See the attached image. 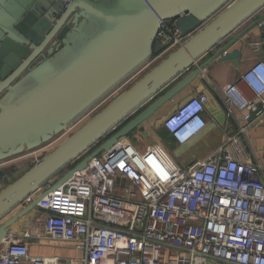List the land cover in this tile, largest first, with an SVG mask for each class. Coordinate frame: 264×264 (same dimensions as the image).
I'll use <instances>...</instances> for the list:
<instances>
[{
	"label": "water",
	"instance_id": "1",
	"mask_svg": "<svg viewBox=\"0 0 264 264\" xmlns=\"http://www.w3.org/2000/svg\"><path fill=\"white\" fill-rule=\"evenodd\" d=\"M170 20L188 39L167 53L157 36ZM247 36L264 54V0H0V162L63 134L156 61L0 189V242L52 189L155 115L211 62L237 60L240 52L228 50ZM11 173L0 169V186Z\"/></svg>",
	"mask_w": 264,
	"mask_h": 264
},
{
	"label": "built area",
	"instance_id": "2",
	"mask_svg": "<svg viewBox=\"0 0 264 264\" xmlns=\"http://www.w3.org/2000/svg\"><path fill=\"white\" fill-rule=\"evenodd\" d=\"M187 39L175 21L160 25L167 51ZM240 80L253 97L232 84L222 89L224 103L248 122L264 112V62ZM206 102L198 94L163 119L177 146L205 128ZM247 129L226 133L221 147L186 168L159 146L140 152L119 140L39 201L42 236L8 231L0 264H264V183L242 140ZM40 239L70 244L76 255H32Z\"/></svg>",
	"mask_w": 264,
	"mask_h": 264
},
{
	"label": "crops",
	"instance_id": "3",
	"mask_svg": "<svg viewBox=\"0 0 264 264\" xmlns=\"http://www.w3.org/2000/svg\"><path fill=\"white\" fill-rule=\"evenodd\" d=\"M240 31L241 29L237 30L233 35L230 36V38H233ZM256 44L257 42L253 37H244L234 44L230 50H228V52L233 50H238L240 52V56L237 60H235L233 63L231 61L220 62L219 60L211 62L193 83L173 96L155 115L150 117L136 129L137 134H151L153 132L154 134L157 133L158 138L151 144H147L145 146L138 145L135 148L138 151L143 152L148 147L159 146L169 154L172 160L174 158L171 155H175L181 157L185 163L191 164L205 159L207 156L221 147L225 141L226 133H237L240 126L247 124L248 129L246 134L242 136V140L245 143L246 151L249 153L250 160L254 163H258L261 166L260 178L264 183V112L257 117L254 116L251 121L245 122L243 120L244 113L239 112L236 109H232L231 112L228 111L224 103V96L222 92L223 88L232 84H236L238 89L245 96L249 98L253 97V92L245 82L240 80V76L247 72L255 63L259 61L264 62V54H261L259 49L256 47ZM209 56L210 55H207L202 58L198 64L204 62ZM155 63L156 61L149 64L145 69H143L142 72L139 73V75L136 76L140 77ZM186 74L187 73L171 83L166 89L160 92L158 96L154 98V100L163 95L167 90H170ZM198 94H204L207 96L205 112L203 115L206 122L205 128L188 143L177 146L163 129L162 121L180 104ZM124 140L129 142L127 138ZM25 158H27V160H25ZM38 159L39 158L36 157L35 153L31 154V152H29L13 158L11 161H14V164L13 162L12 164L15 165L16 168L19 166L17 169L20 170L26 166L31 167ZM21 171L22 172L19 173L20 175L24 173L25 170L23 169ZM15 174L16 173L13 171V173H11L4 180L3 184L0 186V189L7 185L10 179L15 176ZM24 206L26 205H23L11 212L5 219L2 220L1 223L10 219ZM42 219L43 213L40 211H37V213H28L17 223H15L9 229V232L20 235L24 231H29L34 236H42ZM50 246H52L54 249L50 248ZM44 249L50 250V253H42L44 252ZM29 251L32 255L36 256L71 258L76 255L75 250L70 244L42 239H40L37 245H30ZM54 251H56V254Z\"/></svg>",
	"mask_w": 264,
	"mask_h": 264
},
{
	"label": "rangeland",
	"instance_id": "4",
	"mask_svg": "<svg viewBox=\"0 0 264 264\" xmlns=\"http://www.w3.org/2000/svg\"><path fill=\"white\" fill-rule=\"evenodd\" d=\"M174 49H176L175 47L174 48H170V50H168L167 51V53H169L170 51H172V50H174ZM138 76H135V78L134 79H136ZM134 79H133V81H134ZM133 81H132V83H133ZM129 82V81H128ZM132 83H125L123 86H121L118 90H116V91H114L113 93H112V95H110L111 97L109 98V99H107L106 101H103L102 103H100L99 105H97L95 108H93L89 113H87V115L84 117V121H82L81 123L79 122V127H80V125H82L83 124V122H85V121H87L90 117H92L94 114H96L98 111H100V109H102L106 104H108L112 99H114L118 94H120L123 90H125V89H127ZM70 132V131H69ZM156 132V131H155ZM72 133V132H71ZM70 133V134H71ZM69 134V135H70ZM153 134V135H152ZM68 135V136H69ZM155 135H156V138H155ZM61 138V137H60ZM59 138V139H60ZM128 139L129 140V143L131 144V145H133L134 147H136V146H138V145H147V144H151V143H153V141H155L157 138H158V136H157V133L156 134H154L153 132L151 133V134H137V131L136 130H134V131H132L127 137H125V138H121L120 140H124V139ZM58 139V140H59ZM57 140V141H58ZM58 144V143H57ZM52 146H54V147H56L57 145H56V143H54V144H52L51 146H47V147H44V148H42L43 150H42V152H40L39 153V155H38V157H42L44 154H46V153H48L49 151H51L52 149L50 148V147H52ZM174 159V162L178 165V166H180V167H182V168H186L188 165H189V163H185V161L183 160V159H181V157H178V156H175V155H171ZM11 164H8L7 163V165H2V166H0V168L1 169H7V167L8 166H10ZM73 165H71V166H69V167H72ZM29 168V167H28ZM17 169V168H16ZM23 169H26V167H24ZM23 169H20L19 171H17L16 172V174H15V176H13L11 179H10V181L12 182L14 179H16V177L17 176H19V174L18 173H20V172H22L21 170H23ZM7 181V180H6ZM9 181V182H10ZM8 182V183H9ZM49 186V183L45 186V187H48ZM31 212H34V213H37V211H31ZM30 212V213H31ZM43 248H45V247H43ZM47 248H49V247H47ZM50 248H53L52 246H50ZM54 249V248H53ZM47 252H49L50 253V250H48V249H44V252H42V253H45V254H47ZM54 253L56 254V251H54Z\"/></svg>",
	"mask_w": 264,
	"mask_h": 264
},
{
	"label": "trees",
	"instance_id": "5",
	"mask_svg": "<svg viewBox=\"0 0 264 264\" xmlns=\"http://www.w3.org/2000/svg\"><path fill=\"white\" fill-rule=\"evenodd\" d=\"M166 50V47H164V49H163V51H165ZM163 51H161L160 53H162ZM167 52V51H166ZM171 52V51H170ZM157 55H153L152 56V58L151 59H153L154 60V58L156 57ZM151 62V61H150ZM150 62L147 64V66L150 64ZM154 63V62H153ZM139 75V74H138ZM134 76V75H133ZM135 76H136V74H135ZM132 78V77H131ZM130 78V79H131ZM138 78V77H137ZM136 78V79H137ZM129 79V80H130ZM135 79V80H136ZM128 80V81H129ZM134 80V81H135ZM133 81V82H134ZM125 83V82H124ZM108 96V95H107ZM107 96L101 101V103L107 98ZM100 103H98L97 105H99ZM97 105H95L94 107H92L90 110H88L86 113H84L78 120H76L75 122V125L74 126H72V128L70 129V130H68V131H66V132H64L63 134H61L60 135V139L56 142V145H58L63 139H65L71 132H74L76 129H78L79 128V122L81 123L82 121H84V117L87 115V113H89L93 108H95ZM86 122V121H85ZM85 122H83V123H85ZM81 126V125H80ZM70 131V132H69ZM166 132V131H165ZM167 133V132H166ZM174 142V141H173ZM58 143V144H57ZM175 144V143H174ZM54 146H52V147H50L51 149L53 148ZM55 148V147H54ZM53 148V149H54ZM34 152V151H33ZM33 152H31V154H34ZM27 157H29V156H27ZM25 160H27V158H25ZM12 162H13V164H14V161H11V159H9V160H5V161H2V162H0V166H2V165H7V163L8 164H11L10 166H12L14 169H13V171L16 173L17 171H19L18 169L16 170V166L15 165H13L12 164ZM19 166H17V168H18ZM29 166H26V169H24L25 171L27 170V169H29L28 168ZM24 171V172H25ZM19 174V173H18ZM23 174V173H22ZM21 174V175H22ZM19 176H20V174H19ZM19 176H17L16 178H18Z\"/></svg>",
	"mask_w": 264,
	"mask_h": 264
},
{
	"label": "flooded vegetation",
	"instance_id": "6",
	"mask_svg": "<svg viewBox=\"0 0 264 264\" xmlns=\"http://www.w3.org/2000/svg\"><path fill=\"white\" fill-rule=\"evenodd\" d=\"M135 78V75L129 80V82L127 81V83H132V81H133V79ZM135 80V79H134ZM1 82V81H0ZM126 83V82H125ZM125 83H122L121 85H119L116 89H114L107 97V99H109L111 96L110 95H112V93L114 92V91H116V90H118L121 86H123ZM124 91V90H123ZM107 99H105L104 101H106ZM107 105V104H106ZM101 110V109H100ZM75 123L76 122H74V123H72L68 128H67V131L68 130H70L71 128H72V126H74L75 125ZM60 138V135L58 136H55V137H53L50 141H48L47 143H45V144H42L39 148H37V149H35L34 150V153L36 154V157H38V155H39V153L40 152H42V148H44V147H47V146H51L52 144H54V143H56L57 142V140ZM38 158H41V156L40 157H38ZM13 167L12 166H8L7 167V169H5V170H7V171H9V172H11L12 171V173H13Z\"/></svg>",
	"mask_w": 264,
	"mask_h": 264
}]
</instances>
